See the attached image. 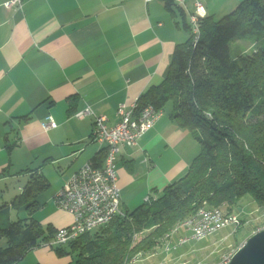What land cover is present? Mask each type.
Instances as JSON below:
<instances>
[{
	"label": "crops",
	"instance_id": "crops-1",
	"mask_svg": "<svg viewBox=\"0 0 264 264\" xmlns=\"http://www.w3.org/2000/svg\"><path fill=\"white\" fill-rule=\"evenodd\" d=\"M6 1L0 0V200L16 178L29 182L43 175L52 190L39 196L36 213L43 208L50 216L35 218L58 230L73 217L58 208L56 194L104 149L91 138L93 117L75 113L90 107L114 125L121 103H134L168 78L176 48L191 36L186 23L198 1L204 5L201 18L218 21L244 0H186L185 11L176 3L169 9L170 0H23L12 10ZM49 116L57 127L45 130ZM200 152L173 109L164 110L138 146L122 147L117 165L123 211L184 178ZM260 209L262 226L256 231L264 227ZM174 259L162 247L137 262L174 264ZM71 261L43 244L17 264Z\"/></svg>",
	"mask_w": 264,
	"mask_h": 264
},
{
	"label": "trees",
	"instance_id": "trees-1",
	"mask_svg": "<svg viewBox=\"0 0 264 264\" xmlns=\"http://www.w3.org/2000/svg\"><path fill=\"white\" fill-rule=\"evenodd\" d=\"M172 3L167 2L169 9ZM200 21L196 49L192 26L186 23L191 36L176 48L168 78L141 97L142 105L163 110L172 101L173 118L193 133L200 154L184 178L151 202L55 247L59 257H71L68 264H130L154 253L175 225L203 207H224L231 214L247 195L264 207V91L258 93L253 81L264 74V48L256 55L232 52L238 38L264 40V0H244L218 21ZM104 156L102 150L92 161L100 165ZM49 186L43 175L35 174L12 204L1 205L0 200V264H17L54 239L58 230L34 218L38 198ZM15 208H25V217L13 220ZM145 230L150 233L136 241Z\"/></svg>",
	"mask_w": 264,
	"mask_h": 264
},
{
	"label": "built area",
	"instance_id": "built-area-1",
	"mask_svg": "<svg viewBox=\"0 0 264 264\" xmlns=\"http://www.w3.org/2000/svg\"><path fill=\"white\" fill-rule=\"evenodd\" d=\"M174 2L184 11L186 10V0H174ZM22 6L23 0L5 2V7L10 10L19 9ZM203 12L204 5L198 1L196 12L192 14L189 23L192 26L194 49L202 34L200 15ZM117 115L118 121L110 126L105 116L96 114L90 107L75 113L78 118L93 117L94 129L91 138L104 146L105 156L100 165L93 161L87 162L56 194L55 202L58 208L72 215L73 221L69 226L58 229L54 239L49 243L53 249L65 246L86 233L97 232L109 225L115 217L125 215L121 202V189L118 185V157L123 146H138L141 137L164 115V110L157 109L152 104L142 105L139 98L130 105L121 103ZM43 127L45 130L56 128L57 123L54 117H47ZM153 199L150 195L146 198V202H151ZM241 223L238 215H230L222 208L203 207L192 217L179 222L166 234L162 243L163 249L170 253L177 246L191 240L204 239L229 226L238 229ZM263 229L264 227L259 228L256 232ZM180 230H183L186 235L175 244L171 241L172 235ZM234 255L223 256L221 260L212 264H230Z\"/></svg>",
	"mask_w": 264,
	"mask_h": 264
},
{
	"label": "rangeland",
	"instance_id": "rangeland-1",
	"mask_svg": "<svg viewBox=\"0 0 264 264\" xmlns=\"http://www.w3.org/2000/svg\"><path fill=\"white\" fill-rule=\"evenodd\" d=\"M262 48H264V40L257 41L256 39L249 37L238 38L232 43V52L235 56L240 54H260L262 52ZM253 81L256 88H258V91H256L262 94V90L264 91V74L256 75V81ZM172 109L173 102L169 101L166 104L165 111L171 112ZM27 182L28 180H25V178H16L15 181L9 185V191L5 190L8 196L6 199L1 201V205L5 204V202L12 204L13 200L20 195L21 192H23ZM51 190L52 189L49 186V188L42 193V196ZM221 208L227 211L226 208ZM42 209L39 213L34 215V218L36 215H39V218L42 217L43 220H45L50 216L49 211L42 212ZM24 210L25 208L11 209L12 219L18 220L19 218H22L21 213L24 212ZM234 212L244 220V222L238 226V229L234 226H229L204 239L191 240L181 246H177L176 249H173L170 252L171 255L175 257L174 264H184L185 262L186 264H209L210 262H206L209 257L221 260L223 256L235 254L247 242V240L255 234L254 232L256 229L262 226V222H260L262 220V209H260V207L254 202L251 196L247 195L237 203L234 208ZM232 214L234 213H231L230 215ZM41 221L39 222L41 223ZM149 233L150 230H145L144 232L137 234L136 241H140ZM185 235V232L180 230L172 235L171 241H174L175 244H177V242L179 243V240L185 237ZM164 238L161 240L162 243ZM47 245H49V243ZM162 247L163 245L160 248L162 249ZM142 257L144 256L139 255L138 258ZM132 264H142V262L138 263L136 261Z\"/></svg>",
	"mask_w": 264,
	"mask_h": 264
},
{
	"label": "water",
	"instance_id": "water-1",
	"mask_svg": "<svg viewBox=\"0 0 264 264\" xmlns=\"http://www.w3.org/2000/svg\"><path fill=\"white\" fill-rule=\"evenodd\" d=\"M230 264H264V229L247 240Z\"/></svg>",
	"mask_w": 264,
	"mask_h": 264
}]
</instances>
